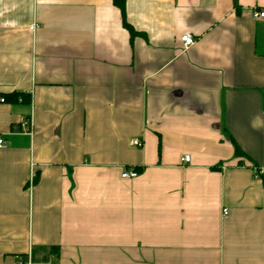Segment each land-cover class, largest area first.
I'll return each mask as SVG.
<instances>
[{"label":"crops","instance_id":"crops-1","mask_svg":"<svg viewBox=\"0 0 264 264\" xmlns=\"http://www.w3.org/2000/svg\"><path fill=\"white\" fill-rule=\"evenodd\" d=\"M254 11L126 0L132 38L112 0H0V264H264Z\"/></svg>","mask_w":264,"mask_h":264},{"label":"built area","instance_id":"built-area-1","mask_svg":"<svg viewBox=\"0 0 264 264\" xmlns=\"http://www.w3.org/2000/svg\"><path fill=\"white\" fill-rule=\"evenodd\" d=\"M252 17L254 19H262V18H264V12L254 11L252 13ZM34 28H36V26L31 27V29H34ZM194 42H195V39L193 38L192 35H190V34L182 35L179 39L181 52H185L189 47H191L194 44ZM0 102L3 103L4 100L0 99ZM27 124L28 123L26 121H23V123H22L23 126H26ZM130 145L133 147H141V141H139L137 139H133L132 141H130ZM4 147H5L4 141L0 137V149L4 148ZM183 161L187 162L188 157H184ZM135 177H137V173L135 170H130V171H127V172L121 174V178H123V179H132ZM12 264H33V261H32L31 255L27 254L25 256L16 257Z\"/></svg>","mask_w":264,"mask_h":264},{"label":"trees","instance_id":"trees-1","mask_svg":"<svg viewBox=\"0 0 264 264\" xmlns=\"http://www.w3.org/2000/svg\"><path fill=\"white\" fill-rule=\"evenodd\" d=\"M112 2H113V5L120 11L123 27L129 32L130 36L134 38L137 35V33L133 30V28L126 21V16H125L126 0H112ZM235 9L238 10L236 6H235ZM9 100L18 101V94H13L11 97H9ZM235 154L241 155V152L238 151L236 147H235Z\"/></svg>","mask_w":264,"mask_h":264}]
</instances>
